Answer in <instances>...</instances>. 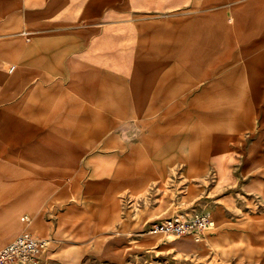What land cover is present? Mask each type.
Wrapping results in <instances>:
<instances>
[{
  "label": "rangeland",
  "instance_id": "obj_1",
  "mask_svg": "<svg viewBox=\"0 0 264 264\" xmlns=\"http://www.w3.org/2000/svg\"><path fill=\"white\" fill-rule=\"evenodd\" d=\"M0 1L35 44L16 70L56 68L21 90L53 88L35 171L57 139L46 223L20 212L0 248L28 232L48 246L24 264H264V0ZM201 214L199 239L149 231Z\"/></svg>",
  "mask_w": 264,
  "mask_h": 264
},
{
  "label": "crops",
  "instance_id": "obj_2",
  "mask_svg": "<svg viewBox=\"0 0 264 264\" xmlns=\"http://www.w3.org/2000/svg\"><path fill=\"white\" fill-rule=\"evenodd\" d=\"M31 19L34 21V17ZM20 20V14L14 10L11 2L2 4L0 1V219L12 223L11 230L9 228L2 233L0 242L12 235V228L18 230L22 211L36 213L43 207L44 216L37 219L46 223L45 213L47 206L51 205V142L57 141L48 134V149L45 146L42 160L39 161L44 164L43 169L35 171V146H30L29 142L34 137L35 116L46 114L37 112L34 106L35 88L46 93H51L53 88L28 86L27 98L22 99L21 90L25 89V78L36 76L40 80H51L56 68L48 70L50 75L34 69L32 72L28 71L29 75L26 77L19 69L16 70L35 60V44L28 35V29L20 30ZM31 21L29 16V22ZM26 49L28 54H24ZM38 61L43 62L44 59ZM13 64L14 70L8 73V68ZM60 71L58 70L62 73ZM76 74L84 79L90 72L78 70ZM77 75L75 76L78 78ZM256 182L264 185V181H256L254 178L253 184Z\"/></svg>",
  "mask_w": 264,
  "mask_h": 264
},
{
  "label": "built area",
  "instance_id": "obj_3",
  "mask_svg": "<svg viewBox=\"0 0 264 264\" xmlns=\"http://www.w3.org/2000/svg\"><path fill=\"white\" fill-rule=\"evenodd\" d=\"M15 65H11L7 72L11 73ZM24 218H27L25 216ZM212 224L208 215H197L191 220L169 218L150 223L149 230L153 233L180 235L194 232L199 239L202 231ZM48 246V239L38 238L28 232L19 233L13 240L0 248V264H24L35 261L40 253Z\"/></svg>",
  "mask_w": 264,
  "mask_h": 264
},
{
  "label": "bare ground",
  "instance_id": "obj_4",
  "mask_svg": "<svg viewBox=\"0 0 264 264\" xmlns=\"http://www.w3.org/2000/svg\"><path fill=\"white\" fill-rule=\"evenodd\" d=\"M150 231V230H149Z\"/></svg>",
  "mask_w": 264,
  "mask_h": 264
}]
</instances>
